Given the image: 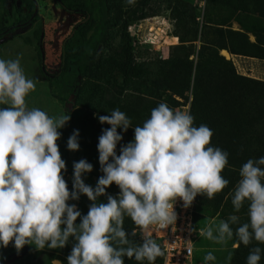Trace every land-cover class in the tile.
Masks as SVG:
<instances>
[{"label":"rangeland","instance_id":"374dc122","mask_svg":"<svg viewBox=\"0 0 264 264\" xmlns=\"http://www.w3.org/2000/svg\"><path fill=\"white\" fill-rule=\"evenodd\" d=\"M35 1V21L8 40L0 37V59H18L25 76L34 81L35 90L25 97L29 109L39 108L53 117L62 113L70 115L69 121L58 129L60 138L56 141L65 162L62 175L70 192L73 162L85 159L92 165L91 172L82 175L86 185L95 187L97 179L103 175L99 171L96 144L101 129H107L109 125L100 124L94 113L107 115L113 109H119L130 119V128L122 133V140L117 144V155L120 146L132 139L131 127L141 125L149 117L150 110L161 102L173 110L189 113L194 102V126L204 124L211 129L210 146L226 151L227 158L238 157L240 164L237 165L241 166L249 158L256 159L255 152L264 151L257 139L249 136L247 129L236 137L237 115L234 109L237 104L240 108L242 105V110H247L253 103L256 108L254 125L258 135L264 136V58H260L264 57V0H149L145 6L146 18L130 28L134 55L137 61L151 63L154 67L158 61L166 62L154 68L152 88L139 92L127 90L120 96L110 88L95 66L99 56L105 53L104 36L98 37L104 27L102 0H78L89 9L94 19L87 38L97 31V37L84 58L87 65L85 75L79 81L74 76L60 74L62 42L79 20V13L65 10L57 0ZM123 1L111 0L112 7ZM3 2L0 0V29L17 20L11 0H7L6 8ZM23 11H26L25 6ZM39 49L46 74L38 62ZM230 50L240 54H232ZM231 68L242 77L241 82L234 84L229 80L227 75ZM196 81L197 89L194 91ZM233 95L241 97L235 101ZM241 122L246 124L249 120L241 117ZM74 129L79 132V148L70 151L66 149V141ZM117 132L120 133L119 128ZM215 140H220V143L214 145ZM237 144L242 146L238 148ZM238 171L225 166L220 175L228 180V185L211 199L198 194L193 200L196 264H203V257L209 251L216 257V261L209 264H245L250 249L254 247L261 248L259 264H264V244L253 240L245 246L239 244L233 235L232 240L221 246L197 234V229L227 220L229 215L239 217L236 225H230L233 232L240 223L247 222V202L239 212H235L231 204V191L239 178ZM118 192V187L110 184L105 194L98 197V202H106L108 196L115 198ZM67 203L75 204L84 215L92 202L79 195L78 200ZM75 223H79V217ZM122 227L132 243L141 242L139 229L130 218L124 217ZM73 243L70 237L63 248L37 251L25 245L17 252L10 242L7 247H0V263L11 264L14 259H20L21 264H49L55 259L66 264ZM229 252L232 253L231 260L226 261ZM122 259L123 264H138L134 258ZM158 260L159 257L154 264Z\"/></svg>","mask_w":264,"mask_h":264},{"label":"clouds","instance_id":"9594fccd","mask_svg":"<svg viewBox=\"0 0 264 264\" xmlns=\"http://www.w3.org/2000/svg\"><path fill=\"white\" fill-rule=\"evenodd\" d=\"M34 90V81L25 76L18 59H0V105H9L0 107V247L11 242L17 252L25 245L37 251L57 249L71 237L74 243L66 264H123V257L154 264L165 255L155 233L174 224L176 199L187 208L198 194L211 199L229 183L220 175L228 153L210 146L211 129L194 126L188 111L161 102L141 125L131 127L133 137L120 146L119 155L117 144L130 128V119L119 109L107 115L94 113L100 124L109 125L101 129L96 144L103 175L95 187L86 185L82 175L91 172L92 165L85 159L73 162L70 192L56 143L58 129L70 115L53 117L39 108L29 109L25 97ZM78 135L75 129L69 135L67 150H78ZM238 177L231 204L239 212L247 202V222L233 232L230 225L239 217L229 215L197 229V234L221 246L233 235L245 246L253 240L264 244V156L244 162ZM110 184L118 187V195L98 202ZM79 195L92 202L84 215L67 203ZM124 217L139 229V244L127 238ZM261 251L250 249L245 264H259ZM231 256L229 252L226 261ZM215 261L211 251L203 257V264ZM49 264L61 262L54 259Z\"/></svg>","mask_w":264,"mask_h":264},{"label":"trees","instance_id":"16d2710c","mask_svg":"<svg viewBox=\"0 0 264 264\" xmlns=\"http://www.w3.org/2000/svg\"><path fill=\"white\" fill-rule=\"evenodd\" d=\"M57 1L65 10H74L80 15L79 20L72 26L69 34L63 39L60 53V74L74 76L75 79L79 81L85 75L87 69L84 59L85 55L88 52L91 42L97 37L96 31L90 38H87L88 32L93 28L94 19L89 9L78 0ZM148 2L149 0H125L113 8L111 0H102V20L104 27L102 31H100L98 37L102 38L104 36L105 44L103 48L105 53L99 56L95 66L100 69L105 77L106 83L118 96L122 95L127 90L139 92L144 88H152L153 84L151 83V77L155 75V69L159 67V64L166 62L165 60L158 61L154 63V67L151 63L137 61L134 55V38L129 28L137 21L146 18L145 6ZM11 3L16 11L17 20L0 29V37L6 40L28 28L35 21L37 14V4L35 0H11ZM3 6L5 8L7 7V0H4ZM23 6H25L26 11H23ZM113 40H116V43H113ZM180 41L183 42V39H180ZM230 52L232 54H240L232 50H230ZM37 55L41 71L43 74H46L41 49L38 50ZM260 58L264 57L260 56ZM219 59L226 61L223 57H219ZM227 76L234 84L242 80V77L237 75L233 68L230 69L229 75ZM196 89L197 81L193 87L194 91ZM233 96L235 101H238L241 97L236 95ZM244 98L245 101H249L247 97H243V99ZM250 103L251 102H249V104ZM236 105L237 104H235V108L233 107L237 115L235 119V129L237 128L236 137L241 136V131L243 129H247L249 131V136L254 140L257 139L259 146L264 149V136L258 135L259 132L255 127L256 124L254 119L256 116V108L253 103L249 105L247 110H244V108L242 110V105L241 108ZM8 106L9 105H0V107ZM194 110L195 103L193 102L191 105V115H193ZM241 117L248 119L249 122L246 124L241 122ZM218 143H220V140L214 141V145ZM241 146L242 144H237L238 148ZM255 154L257 158H259L264 156V151L262 153L255 152ZM227 160L228 163L225 166L238 171L240 168V165H237L240 164L238 162V157H234L233 159L228 157ZM227 192L228 191H225V193ZM0 264L4 263L1 262ZM11 264H21V260L14 259Z\"/></svg>","mask_w":264,"mask_h":264},{"label":"built area","instance_id":"2783aa9c","mask_svg":"<svg viewBox=\"0 0 264 264\" xmlns=\"http://www.w3.org/2000/svg\"><path fill=\"white\" fill-rule=\"evenodd\" d=\"M193 205L192 201L185 208L182 201L176 199L174 224L161 230L162 232L155 233L157 243L165 252L156 264H195Z\"/></svg>","mask_w":264,"mask_h":264},{"label":"bare ground","instance_id":"6f19581e","mask_svg":"<svg viewBox=\"0 0 264 264\" xmlns=\"http://www.w3.org/2000/svg\"><path fill=\"white\" fill-rule=\"evenodd\" d=\"M155 34L158 35V34L156 33V31H155Z\"/></svg>","mask_w":264,"mask_h":264},{"label":"water","instance_id":"95a60500","mask_svg":"<svg viewBox=\"0 0 264 264\" xmlns=\"http://www.w3.org/2000/svg\"><path fill=\"white\" fill-rule=\"evenodd\" d=\"M131 28V27H130Z\"/></svg>","mask_w":264,"mask_h":264}]
</instances>
